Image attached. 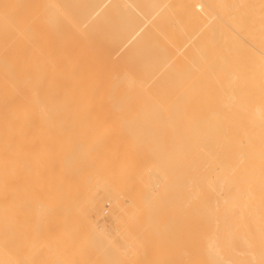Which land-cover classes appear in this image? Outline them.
<instances>
[{"label": "bare ground", "instance_id": "bare-ground-1", "mask_svg": "<svg viewBox=\"0 0 264 264\" xmlns=\"http://www.w3.org/2000/svg\"><path fill=\"white\" fill-rule=\"evenodd\" d=\"M35 1L30 24L61 34L33 46L6 8L4 43L43 52L0 41V264H74L79 247L264 264V0Z\"/></svg>", "mask_w": 264, "mask_h": 264}, {"label": "rangeland", "instance_id": "rangeland-1", "mask_svg": "<svg viewBox=\"0 0 264 264\" xmlns=\"http://www.w3.org/2000/svg\"><path fill=\"white\" fill-rule=\"evenodd\" d=\"M25 1H26V0H25ZM72 1H73V0H72ZM78 1H79V0H78ZM78 1H77V2H78ZM80 1H81V4H82V3H85L87 0H83V1H85V2H83L82 0H80ZM80 1H79V2H80ZM28 2H31V1H30V0H27V3H26V2H24L23 0H0V8H1V9L3 8V10H4V9L6 10L7 7L9 8V6H10L11 8L14 6V8H12L13 11H12V9L9 8V9L11 10V12H10V10H6L5 12H2V14H0V17L3 16L4 18H6V19L3 18V20H2V18H1L2 21L0 20V23H1V22L4 23V24L2 23L3 25H1L3 28H1V26H0V36L2 37V38H0V41H2L3 43H4V42H7V41H5V40H2L4 37H3V31L1 32V30L4 29L5 20H7V18H11V17L15 16V14H16L17 12H19V13L16 14V16L13 17V18L16 20V19H18V18H20V17H21V18L24 17L23 19H26V20L28 21V25H27V26H30V25H31V28H29V29H32V30H31L32 32H30V30L26 29V28H28V27L26 26V27L24 28V32H23V33H25V35L23 34L22 37L26 40V42L29 41V40L31 41V39H33V41L31 42L33 46H37V47H39V48L41 47V49H44V48H45V51H49V50H50V46L47 48V47H46V44L48 45V43L51 42L52 39L49 41L48 38H51V37H53V36L59 34L60 32L58 33L57 31H55V30L57 29L56 26H55V29L53 30V28L50 26V24L47 23V21H46L44 24H42V25L40 24L41 27H40V25H38V27H40L42 30H41L40 32H37V31H39L40 28L36 27L37 25L33 26V24H30V23H34V22H35L34 19L37 20L36 18H40V15H44V12H45L46 10H44V11H42V13H40V12H39V9L37 8V9H36V10L38 11V12H37V11L34 9V4H37V1L34 2V0H33V2L31 3V5L33 4V5H32V6H33V9H34V11L37 13V15L35 14V15H36V16H35V15H33V13H35V12L32 10V8H31L32 6L30 7V4H29ZM54 2H55V3H58V4H59V7H61L62 10L65 8V10H63V11H65V12H67V13H69V12L71 13V11H73L72 8H75V6H76V5H74L73 7H71V9H70L71 11H70V10H67L68 7H66V5L70 3L69 1H68L69 3H68L66 0H54ZM79 2H78V3H79ZM9 4H10V5H9ZM19 4H20V6H19ZM73 4H74V3H73ZM79 4H80V3H79ZM79 4H77V5L80 6L81 4H80V5H79ZM3 6H4V7H3ZM68 6H69V5H68ZM19 7L22 8V10H23L22 13H20V11H17ZM69 7H70V6H69ZM35 8H36V6H35ZM1 9H0V12H1ZM14 9H16L17 12L14 11ZM3 10H2V11H3ZM24 10H27V11L24 13ZM62 10H61V11H62ZM66 10H67V11H66ZM8 11H9L10 13H14V12H16V13H14L13 16H11V15H5V14H8V13H6V12H8ZM32 11H33V12H32ZM74 11H77V10H74ZM27 12H29L30 14H28ZM39 13H40V15H39ZM70 13H69V14H70ZM21 14H22V16H21ZM24 14L27 15V16H23ZM60 14H62V13H60ZM65 14H66V13H65ZM65 14L63 13L62 15H58V17L60 16L61 19H57V21H54V20L56 19V18H55V19L53 20L54 23H55V25H56V22H57V23H58V22H61V20L64 19V18H65V20L68 19V18H66V15H67V14H66V15H65ZM18 15H19L20 17L16 18ZM29 15H31V16H29ZM53 15H57V14L54 13ZM10 16H11V17H10ZM28 16H29V17H28ZM67 16H68V15H67ZM54 17H56V16H54ZM54 17H52V18H54ZM60 17H59V18H60ZM13 18H12V19H13ZM42 19H43V18H42ZM42 19H41V20H42ZM32 20H33L34 22H32ZM41 20H39V21H41ZM43 20H44V19H43ZM43 20H42V21H43ZM63 21H64V20H62V23H63ZM36 22H37V21H36ZM38 23H39V22H38ZM29 24H30V25H29ZM58 24H61V23H58ZM64 24H65V23H64ZM64 24H62V26H63ZM66 24H67V23H66ZM51 25H52V24H51ZM53 25H54V24H53ZM59 26H60V25H59ZM59 26H58V29H60ZM34 27H36V28H34ZM60 27H61V26H60ZM66 27L69 28L68 25H67ZM5 28H6V26H5ZM33 28H34V29H33ZM64 28H65V27H64ZM36 29H37V31H36ZM58 29H57V30H58ZM61 29H63V28H61ZM25 30L27 31V34H26ZM34 30H35V35H34ZM63 30H64V29H63ZM68 30H69V29H66V30H64V31H66L67 33H70V32H68ZM28 31H29V32H28ZM61 32H62V31H61ZM31 33H33L32 38L29 39V40H27V39L30 37V35H32ZM4 34H5V30H4ZM18 34H19V33H18ZM36 34H38V35H36ZM60 34H61V33H60ZM60 34H59V35H60ZM62 34H63V32H62ZM26 35H29L27 39L25 38V37H27ZM65 35H66V33H65ZM65 35H64V37H65ZM66 36H67V35H66ZM60 37H61V36H60ZM64 37H63V38H64ZM53 38H54V37H53ZM57 38H59V37H57ZM24 39H23V40H24ZM23 40H22V41H23ZM22 41H21V42H20V41H18V42H17V41H14V42H11V43H9V42H8V43H4L6 46H8V44L10 45L9 47H7V48H10V50H8L7 52H10V51H12V52H14V51H20V52H22V50H23V52L26 53L25 51H27V54H25V55H27L26 57L32 56L33 58L31 57V60H33V59H34V55H35V53H36L35 51H36V48H37V47L35 48V51H34V49H32V48H34V47H32V48H30V47H26V45H25L26 43L23 41V43H24V44H23ZM21 43H22V44H21ZM29 43H30V42H28V44H29ZM31 43H30V44H31ZM30 44H29V45H30ZM19 45H20V46L22 45L21 47L24 46V47H23L24 49H23V48H22V49H19V48H21ZM32 45H31V46H32ZM40 45H43V46L45 45V46H44V48H42L43 46H40ZM39 48H37V51L39 50ZM31 49L33 50V52H35L34 54H33V52H32ZM41 49L38 51L39 53L42 51ZM46 49H47V50H46ZM48 49H49V50H48ZM4 50H5V48H4L2 51H4ZM38 52H37V54H39ZM42 52H43V51H42ZM28 53H29L30 55H29ZM22 64H23V63H22ZM29 64H30V65H29ZM23 65H24V64H23ZM27 65H28V66H32L33 63L30 62V63H28ZM112 102H113V101H110V103H112ZM115 102H116V101H115ZM117 102H118V101H117ZM123 102L125 103V105H127L125 101H123ZM123 102H121V104H122ZM131 102H132V101H131ZM131 102H130V101H127L129 107L134 106L133 103H132L133 105H131ZM134 102H135V101H134ZM99 103H100V102H98L97 104H99ZM110 103H109V104H110ZM118 103H119V102H118ZM142 103H147V102H142ZM148 103H149V102H148ZM79 104L81 105V103H79ZM82 104H83V103H82ZM90 104H91V103H90ZM105 104L107 105L108 102L105 101ZM113 104H115V103H113ZM113 104H112V105H113ZM121 104H120V106H121ZM101 105H103V103H102ZM106 105H103V106L106 107ZM139 105H140V103H139ZM141 105H148V104H141ZM149 105H152V103L149 104ZM95 106H96V105H95ZM116 106H117V105H116ZM116 106H114L113 109H116V108H115ZM123 106H124V104H123ZM137 106H138V103H137ZM97 107H98V106H97ZM97 107L95 108V111H94V112L97 111V110H96ZM110 107H111V106H110ZM112 107H113V106H112ZM93 108H94V107H93ZM98 108H99V107H98ZM100 108H103V110H104V107L101 106ZM91 109H92V108H91ZM106 109H107V108H106ZM113 109H111V110L113 111ZM101 111H102V110H101ZM101 111L98 110V112H101ZM104 111H106V110H104ZM109 111H110V110H109ZM109 111H108V114H110ZM112 111H111V113H112ZM86 112L88 113V111H86ZM86 112H85V114H86ZM91 112H92V111H91ZM92 113H93V112H92ZM102 113H104V112H102ZM106 113H107V112H106ZM114 113H115V110H114ZM98 114H101V113H98ZM108 114H107V115H108ZM87 115H88V114H87ZM90 115H91V114H90ZM101 115H102V114H101ZM105 115H106V114H105ZM111 115H112V114H111ZM123 115H124V114H123ZM112 116L114 117V115H112ZM125 116H127V118H129V119H128V122H131V121H129V120H130V116H132L131 118H134L135 114L130 115V113H128L127 115L125 114ZM136 116H137V114H136ZM162 117H163L162 119H165L164 116H162ZM110 118H111V117H110ZM116 118H118V117H116ZM136 118H137V122H136V124H139V122H141V119L138 118V116L135 117V120H133V123L135 124ZM114 119H115V117H114L113 119H111V120H114ZM119 119H121V118H119ZM122 119H123V118H122ZM122 119H121L120 121H121V122H125L124 120L122 121ZM138 120H139V121H138ZM160 121H161V122H162V121L164 122V120H160ZM143 122H144V121H143ZM150 122H151V121H150ZM165 122H166V120H165ZM116 137H117V136H116ZM142 160H143V159H142ZM144 164H145V163H144ZM107 200H108L107 198H104V199L102 200V204H103V206H104L103 209H102V204H101V209H102V210H106V211H104V214H105V215L110 214V212H111V210H112V204H111L112 202L109 201V200H108V201H109V202H108ZM106 203H108L109 206L106 205ZM109 207H110V209H109ZM107 213H108V214H107ZM8 216H9V214H8ZM97 223L99 224V223H100V220H98ZM26 244H27V243H26ZM32 244H33V243H30L29 245H32ZM34 244H35V243H34ZM46 244H47V245H50V243H49V244L46 243ZM56 244H57V243H56ZM67 244H68V243H67ZM67 244H64V243H60V244H59V243H58V245H59V246H62V247H63V245L66 246ZM73 244H74V243H73ZM75 244H76V243H75ZM78 244L80 245V243H78ZM85 244H86V243H85ZM85 244H84V245H85ZM24 245H25V243H24ZM41 245H43V243H42ZM51 245H53V244H51ZM51 245H50V246H51ZM70 245H71V244H70ZM76 245H77V244H76ZM79 245L76 246V248H74L75 245H74V246H71V250H73L72 247H73L74 249H77V248L79 247ZM93 245H94V244H93ZM95 245H96V244H95ZM95 245H94V247H95V248H94V247L92 246V243H91L92 249H94V251H96V248H97ZM44 246H45V245H44ZM44 246H43V247H44ZM50 246H49V248H50ZM56 246H57V245H56ZM56 246H55V247H56ZM80 246L83 247V243H82ZM86 246H87V249H88L87 251H89V249H90L91 247H90L88 244H87ZM86 246H85V247H86ZM53 247H54V246H53ZM53 247H52V248H53ZM66 247L69 249L70 246H69V247L66 246ZM85 247H83L84 250H86ZM44 248H45V247H44ZM52 248H51V249H52ZM60 248H61V247H60ZM63 248H64V247H63ZM79 248H80V247H79ZM79 248H78V251H79V253L81 252L82 255H79L78 257L83 256V257H81V259H84V258H85L84 261H86V259H87V260L89 259V260L86 261V262H84L83 260H81V259H79V258H77V257L74 256V257H75V262L77 261V262H76L77 264H85V263H87V264H91V263H92V264H94V263H96V264H100V263L103 264V260H101V258H100V260H101L100 263H98L99 260L96 258V255H94V257H95L97 260L94 259V257H93L92 254H94L95 252L92 253V254H90V252H89V254H84V251H83V250H79ZM51 249H50V250H51ZM92 249H90V251H91ZM97 249H98V248H97ZM41 250H42L43 252L48 251L47 247H46L45 249H41ZM54 250L56 251V250H57V247L54 248ZM54 250H52V251H54ZM58 250H59V249H58ZM55 251H54V253H56ZM73 251H74V250H73ZM78 251H77V252H78ZM92 251H93V250H92ZM96 252H97V251H96ZM85 253H87V252H85ZM95 254H96V253H95ZM85 255H86L87 257H85ZM89 255H90V256L92 255L91 258H93L94 261H93V259H91L90 257H88ZM71 256H72V255H71ZM71 256H70L69 258L71 259V261L73 260V262H74V258H73V257L71 258ZM53 257H55V256L53 255ZM57 257H58V256H57ZM69 258H67L66 261H69V260H68ZM76 258H77V259H76ZM49 259H50V258H49ZM54 259H57V260H58V259H59V260H61V259H62V260H65V259H63V258L60 259V258L58 257V258H53L52 261H54ZM78 259H79V261H80L81 263L78 261ZM42 260H43V259H42ZM90 260H92L91 263H90ZM95 261H96V262H95ZM42 262L45 263L44 260H43ZM75 262H74V264H75ZM70 264H72V262H70Z\"/></svg>", "mask_w": 264, "mask_h": 264}, {"label": "built area", "instance_id": "built-area-1", "mask_svg": "<svg viewBox=\"0 0 264 264\" xmlns=\"http://www.w3.org/2000/svg\"><path fill=\"white\" fill-rule=\"evenodd\" d=\"M106 205H108V203H106Z\"/></svg>", "mask_w": 264, "mask_h": 264}]
</instances>
